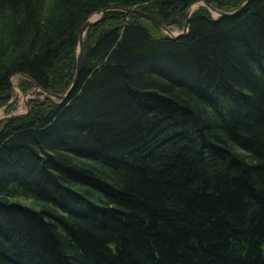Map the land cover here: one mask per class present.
<instances>
[{"label":"trees","instance_id":"16d2710c","mask_svg":"<svg viewBox=\"0 0 264 264\" xmlns=\"http://www.w3.org/2000/svg\"><path fill=\"white\" fill-rule=\"evenodd\" d=\"M195 1L0 0V109L66 94L95 13ZM70 92L0 125V264H264V0L106 11Z\"/></svg>","mask_w":264,"mask_h":264},{"label":"rangeland","instance_id":"374dc122","mask_svg":"<svg viewBox=\"0 0 264 264\" xmlns=\"http://www.w3.org/2000/svg\"><path fill=\"white\" fill-rule=\"evenodd\" d=\"M199 7H204L209 12V14L212 18H216L217 15L215 13L209 11L205 6L201 5V3H199V2L192 4L188 8V10L191 8V12H192ZM109 10L113 11V9H109ZM127 10L137 11L136 9H127ZM119 11H121V10H119ZM218 12H221V11H218ZM222 13H225V12H222ZM96 18H97V15L95 13L88 20L92 21V20H95ZM167 31H168V33L164 30L159 29V32L164 36H167V37L172 36V35L174 36V35L181 33V31H183V24H182V27L180 29L167 27ZM22 80H25V78L22 77L21 75H14L10 78L11 96H10V99L7 102V104L0 109V119L7 117V116L22 115L24 113H27V111H28V104H27L28 100H31V99L44 100V98L49 97V96H46L44 93H42L40 90H38V89L35 90L34 87H32L26 93L20 92L17 88V85L20 82H22ZM49 98L55 102L58 101L57 99H54L51 97H49ZM9 201L13 202V203H17L18 205H21L23 207H26V208H29L32 210H39V209H42V207H43V205L41 203L32 201L30 199H26V198H14V199L12 198Z\"/></svg>","mask_w":264,"mask_h":264},{"label":"water","instance_id":"95a60500","mask_svg":"<svg viewBox=\"0 0 264 264\" xmlns=\"http://www.w3.org/2000/svg\"><path fill=\"white\" fill-rule=\"evenodd\" d=\"M249 0H246L236 11L232 12V13H222V12H218L216 11L215 9L211 8L210 6L204 4L203 2L201 1H195L193 2L192 4L194 3H201V5L205 6L209 11L215 13L217 16L216 18H220V17H225V16H228V15H233L235 13H237ZM191 4V5H192ZM190 5V6H191ZM188 6V8L190 7ZM188 8L187 10L184 12V15H183V21H182V24H183V31H181V33L177 34V35H172V36H168L172 39H176V38H179L181 37L184 33L187 32V19H188V16L190 14V12L188 11ZM113 10H121L123 11L124 13H132V14H136L152 23L155 24L156 27H158L159 29L161 30H164L168 33L167 31V27H165L162 23H160L159 21L155 20L154 18H152L151 16L147 15V14H144V13H140V12H137V11H129L127 9H120V8H115ZM107 10H101L99 12L96 13L97 15V18L95 20H92V21H89L87 20L84 25L82 26L81 30H80V33L77 37V52H76V69H75V77H74V80L72 82V85L70 86V88L68 89V91L66 92V94H64L63 96H57V95H52V94H49L47 92H43L46 96H49L51 98H54V99H57L59 101H64L66 96L68 95V93L70 92V90L72 89L74 83H75V79H76V76H77V73H78V70H79V65H80V49H81V41H82V36L84 35L85 31L87 30V28L91 25V24H94L100 20H102L103 18V15L104 13L106 12ZM109 11V9H108ZM170 34V33H169ZM34 89H38L37 86H34ZM26 114V113H24ZM24 114L22 115H14V116H7V117H4L2 119H0V124L3 123V122H6V121H11V120H14V119H18L20 117H22Z\"/></svg>","mask_w":264,"mask_h":264},{"label":"bare ground","instance_id":"6f19581e","mask_svg":"<svg viewBox=\"0 0 264 264\" xmlns=\"http://www.w3.org/2000/svg\"><path fill=\"white\" fill-rule=\"evenodd\" d=\"M188 11L190 12V11H191V8H190ZM25 78H26V77H25ZM38 90H39V89H38ZM70 93H71V92H70ZM69 95H70V94H69ZM66 98H67V97H66ZM66 98H65V99H66Z\"/></svg>","mask_w":264,"mask_h":264}]
</instances>
